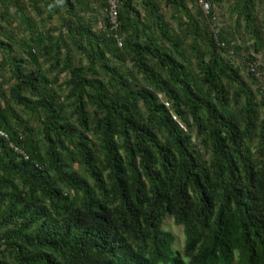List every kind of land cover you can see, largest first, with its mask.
Masks as SVG:
<instances>
[{"label":"trees","instance_id":"obj_1","mask_svg":"<svg viewBox=\"0 0 264 264\" xmlns=\"http://www.w3.org/2000/svg\"><path fill=\"white\" fill-rule=\"evenodd\" d=\"M208 1L0 0V264H264V0Z\"/></svg>","mask_w":264,"mask_h":264},{"label":"rangeland","instance_id":"obj_2","mask_svg":"<svg viewBox=\"0 0 264 264\" xmlns=\"http://www.w3.org/2000/svg\"><path fill=\"white\" fill-rule=\"evenodd\" d=\"M189 7L192 8L195 4L192 2V0H186ZM231 1L230 0H224L223 3L220 5H215L214 10L216 15L218 16V25L220 29H224L226 31H233V27L235 25V19L231 16L230 11H229V6H230ZM167 15L169 20L172 22L173 26H177V21L170 19V13L167 11ZM51 25V22L49 23ZM56 24V23H55ZM242 38L238 40V44L243 46V49H246V47L250 46L251 43L246 42V37L244 36L243 31H241ZM240 58H237L236 61L240 65ZM1 60V57H0ZM243 75L248 83L251 82V77L249 75V72L244 69ZM165 229L167 231H171L175 237V245L173 246L174 253L176 254L177 251L182 250L184 242H185V236H184V231L182 227L176 226L174 224V221L172 219L166 220L165 224Z\"/></svg>","mask_w":264,"mask_h":264},{"label":"built area","instance_id":"obj_3","mask_svg":"<svg viewBox=\"0 0 264 264\" xmlns=\"http://www.w3.org/2000/svg\"><path fill=\"white\" fill-rule=\"evenodd\" d=\"M106 2H107V12L109 14V22L111 25V29L117 30L119 28L118 0H106ZM198 2L202 6L205 15H210L211 14V3L208 0H198ZM120 46H122L121 43H120ZM0 137L9 139V136L1 129H0ZM19 152L22 153L26 158H28L25 153H23L22 151H19Z\"/></svg>","mask_w":264,"mask_h":264}]
</instances>
